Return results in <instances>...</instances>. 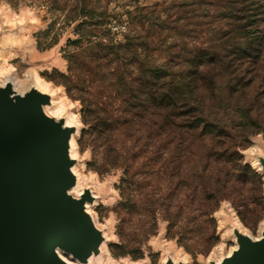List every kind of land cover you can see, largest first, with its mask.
<instances>
[{
  "label": "trees",
  "instance_id": "16d2710c",
  "mask_svg": "<svg viewBox=\"0 0 264 264\" xmlns=\"http://www.w3.org/2000/svg\"><path fill=\"white\" fill-rule=\"evenodd\" d=\"M89 1L76 0L73 9L77 37L65 54L68 72L54 69L47 77L82 103L88 127L79 143L83 147L92 137L95 163L89 166L99 174L122 170L120 241L110 244L112 254L141 258L142 243L157 232L159 213L168 222L167 236L187 247L184 239L201 232L198 223L190 224L193 212L215 221L211 215L225 200L252 229L248 205L256 198L244 186L262 185L263 176L242 150L262 130L254 126L253 108L239 104L247 87L242 78L260 63L264 0L138 4L127 11L119 32L107 23V12H97ZM225 80L230 98L244 91L234 115L221 110ZM136 214L149 220L141 236L127 232ZM209 229L202 231L207 253L217 242Z\"/></svg>",
  "mask_w": 264,
  "mask_h": 264
},
{
  "label": "rangeland",
  "instance_id": "374dc122",
  "mask_svg": "<svg viewBox=\"0 0 264 264\" xmlns=\"http://www.w3.org/2000/svg\"><path fill=\"white\" fill-rule=\"evenodd\" d=\"M163 1L90 0L89 2L91 7L97 9V12L106 11L109 16L106 19L107 23L114 32H119L125 30L126 22L122 21L126 20L128 10L138 4L154 5ZM167 1L171 2L172 0ZM75 4L76 0H0V82L3 79L8 80L14 83L17 88L22 85L25 91L37 84V77H40L48 83L46 92L52 95L51 105L63 108L59 114H54L51 110H48V113L56 118L63 117L66 121L71 114L74 115V122L71 123L78 127V133L75 135L78 154L75 157L77 158L76 169L80 174L81 182H83L82 192L85 188H89L95 196L94 203L89 204L88 208L108 241L107 249L95 257L91 264H164L170 256L177 261H185L189 264H208L211 259H215L218 253L221 255L224 252V256H226L237 246L233 228L238 223L244 231L253 237H260L264 229V170L262 169L259 171L263 176L262 185L248 183L244 186L245 194L256 198V200L252 198L251 202L252 199L249 197L251 203L248 207L253 210L252 225L254 226L252 229L242 222L232 202L225 200L219 209L211 215L215 221H204L208 217L199 216L197 210L193 212L197 217L192 218L190 224L198 223L201 232L191 233L188 238L184 239L183 242L187 244V247L178 241V237L169 238L167 236L168 222L159 213L157 232L142 243L143 256L141 258L135 259L131 255L116 257L112 254L110 244L120 241L117 228L121 216V211L118 208L121 196L117 186L122 170L113 169L105 174H99L92 166H89L90 162L95 163L92 137L87 135L83 147L79 143L82 130L88 127L82 119V103L80 100L70 97L65 86L47 77V74L54 69L64 73L68 72V61L65 54L68 49L72 48L69 40L77 37L75 30L78 21L71 20L75 16L73 11ZM76 16L79 17V15ZM215 24L220 23L216 22ZM262 26H264V16L261 22ZM224 29L227 30V28ZM117 38L119 40L123 38L121 33H117ZM260 55V63L252 68L251 72H246L242 78L247 84L245 92L234 91V97L230 98L229 88L225 89L227 80L219 87L223 96L220 104L222 111L228 110L229 115L239 112L241 106H238L237 99L241 92H244V99L239 105L253 108V121H256V123L253 122L254 126H260L262 132L252 136L251 145L242 150L245 161L250 163L253 168L259 167V164L255 162L256 157L259 154L264 155V46ZM236 82L237 80L234 79L232 85L239 90L240 84ZM181 197L180 195L178 199L182 204ZM170 204L176 205L177 201L172 198ZM256 218L259 219L257 222L254 221ZM148 225L149 220L146 217L136 214L127 232L141 236ZM208 227H210L208 234L213 233L217 242L207 253L202 231ZM64 256L77 263L69 255L65 254Z\"/></svg>",
  "mask_w": 264,
  "mask_h": 264
},
{
  "label": "water",
  "instance_id": "95a60500",
  "mask_svg": "<svg viewBox=\"0 0 264 264\" xmlns=\"http://www.w3.org/2000/svg\"><path fill=\"white\" fill-rule=\"evenodd\" d=\"M52 95L32 85L24 93L0 84V264H88L106 237L89 210V188L76 196L72 138L78 127L45 110ZM264 170V155H258ZM237 246L221 262L264 264V229L253 237L233 228ZM64 256V255H63ZM164 264H189L168 257Z\"/></svg>",
  "mask_w": 264,
  "mask_h": 264
},
{
  "label": "bare ground",
  "instance_id": "6f19581e",
  "mask_svg": "<svg viewBox=\"0 0 264 264\" xmlns=\"http://www.w3.org/2000/svg\"><path fill=\"white\" fill-rule=\"evenodd\" d=\"M1 60V59H0ZM37 75V74H36ZM1 81V80H0ZM6 83H12V82H10V81H8V80H5V79H3L2 80V82H0V84H2V85H4V84H6ZM22 84V83H21ZM24 84V83H23ZM12 85H13V87H14V89L16 90V91H18L19 93H24L25 91L23 90V88H22V85H20L19 86V88H17L15 85H14V83H12ZM35 86L36 87H38L40 90H43V91H46L47 89H48V83L46 82V81H44L43 79H41L40 77H37V84H35ZM56 90V89H55ZM45 110H46V112L48 113V110H51L54 114H59V113H61L62 111H63V108H62V106H55V105H47L46 107H45ZM49 114V113H48ZM74 115L73 114H71L70 115V118H68V120H67V123L68 124H72L71 122H74ZM72 155L73 156H76V154H78L77 153V143H76V139H75V135H74V137L72 138ZM253 151V150H252ZM255 162H257V160L255 161ZM78 168V167H77ZM74 171H75V173H76V175H77V178H78V182H77V185L72 189V193H74L76 196H79L81 193H82V183L83 182H81V177H80V174L77 172V169H76V166L74 167ZM82 176V175H81ZM237 226H240V224L238 223L237 224ZM241 227V226H240ZM242 228V227H241ZM107 240L106 241H104L103 242V245H102V252L104 251V249H107ZM232 252V250L228 253V254H230ZM217 254V253H216ZM219 254V253H218ZM218 254H217V256L215 257V261L216 262H221V260H222V258L224 257V252H223V254H219V256H218ZM65 255V254H64ZM62 257L65 259V260H67L69 263H71V264H74L75 262H73V261H71V260H69L67 257H65V256H63L62 255ZM171 257V256H170ZM94 256L93 257H91L90 258V263L89 264H91L92 262H93V260H94ZM175 261H177L176 259H174Z\"/></svg>",
  "mask_w": 264,
  "mask_h": 264
}]
</instances>
